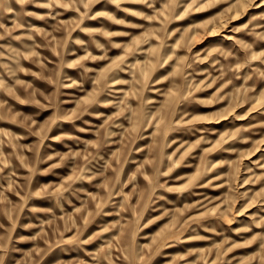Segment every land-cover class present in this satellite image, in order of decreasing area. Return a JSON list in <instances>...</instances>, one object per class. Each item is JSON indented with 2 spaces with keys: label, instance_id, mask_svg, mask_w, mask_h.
<instances>
[{
  "label": "rangeland",
  "instance_id": "374dc122",
  "mask_svg": "<svg viewBox=\"0 0 264 264\" xmlns=\"http://www.w3.org/2000/svg\"><path fill=\"white\" fill-rule=\"evenodd\" d=\"M0 264H264V0H0Z\"/></svg>",
  "mask_w": 264,
  "mask_h": 264
},
{
  "label": "bare ground",
  "instance_id": "6f19581e",
  "mask_svg": "<svg viewBox=\"0 0 264 264\" xmlns=\"http://www.w3.org/2000/svg\"><path fill=\"white\" fill-rule=\"evenodd\" d=\"M167 55V54H166ZM167 57V56H166Z\"/></svg>",
  "mask_w": 264,
  "mask_h": 264
}]
</instances>
